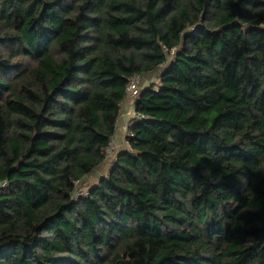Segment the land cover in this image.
Returning <instances> with one entry per match:
<instances>
[{
    "label": "trees",
    "instance_id": "trees-1",
    "mask_svg": "<svg viewBox=\"0 0 264 264\" xmlns=\"http://www.w3.org/2000/svg\"><path fill=\"white\" fill-rule=\"evenodd\" d=\"M0 264H264V0H0Z\"/></svg>",
    "mask_w": 264,
    "mask_h": 264
},
{
    "label": "crops",
    "instance_id": "crops-1",
    "mask_svg": "<svg viewBox=\"0 0 264 264\" xmlns=\"http://www.w3.org/2000/svg\"><path fill=\"white\" fill-rule=\"evenodd\" d=\"M142 84H140L139 88L148 86L152 82L148 80H142ZM130 101L124 100L121 104L120 109V115L118 118V125L115 132V135H113V139L111 140V146L113 148L112 150V156L116 154V152L123 151L127 149V144L125 142V132H124V126L129 122V119H131L132 111L130 107Z\"/></svg>",
    "mask_w": 264,
    "mask_h": 264
},
{
    "label": "rangeland",
    "instance_id": "rangeland-1",
    "mask_svg": "<svg viewBox=\"0 0 264 264\" xmlns=\"http://www.w3.org/2000/svg\"><path fill=\"white\" fill-rule=\"evenodd\" d=\"M161 69H157L155 70L153 73L148 75H145L144 77H141V80L138 84V86H140V84H142V80H148L151 81L153 84H156L158 82L157 76L160 73ZM112 146L110 144V147L108 149V156L106 161L97 169H95V171L93 173H91L89 176H86L83 180H81L78 185L81 186L84 190L87 189L88 186H91L100 176H103L107 173L110 162L113 158L112 156Z\"/></svg>",
    "mask_w": 264,
    "mask_h": 264
},
{
    "label": "built area",
    "instance_id": "built-area-1",
    "mask_svg": "<svg viewBox=\"0 0 264 264\" xmlns=\"http://www.w3.org/2000/svg\"><path fill=\"white\" fill-rule=\"evenodd\" d=\"M140 80H141L140 76H133L129 79L128 85L126 87V93H125V99L124 100L130 101L129 103H130V107H131V111H132L131 119L139 116L134 111V104H135L136 98H137L138 93H139L138 84H139ZM131 119H129V122L131 121ZM129 122L124 126L125 134L127 133V126L129 124ZM1 185H4V183H1ZM75 194H81L80 189L76 188Z\"/></svg>",
    "mask_w": 264,
    "mask_h": 264
}]
</instances>
